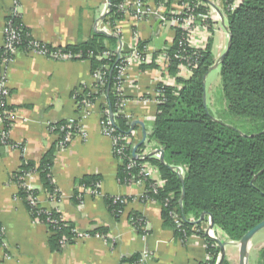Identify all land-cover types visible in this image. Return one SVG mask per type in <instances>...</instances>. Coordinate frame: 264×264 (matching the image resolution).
<instances>
[{
    "label": "trees",
    "instance_id": "16d2710c",
    "mask_svg": "<svg viewBox=\"0 0 264 264\" xmlns=\"http://www.w3.org/2000/svg\"><path fill=\"white\" fill-rule=\"evenodd\" d=\"M124 1H109L106 19L113 28L126 20L121 8ZM198 1L189 0L192 5ZM199 12H205V9L200 8ZM226 22L231 37L230 47L225 57L218 61L227 102L226 114L230 118L254 123V131L246 135L241 133L232 125H227L222 116L217 115L216 118L209 108L206 77L216 64L211 40L205 52L193 57L197 60L193 76L188 80L177 79V83L182 85L181 90L164 88L166 102L158 106L156 121L146 142L138 148L136 155L134 149L138 145L128 144L124 150V165L118 167L121 184L137 183L142 179L138 168L127 169L130 158L138 164L151 163L158 167L165 185L153 193L150 186L154 182L147 181L142 201L146 202L149 198L161 206L165 227L172 229L177 238L182 241L191 237L206 240L210 259L204 264H230L227 258L220 263L221 241L204 234L203 227L210 216L213 217L214 228L234 243H240L249 231L264 221V0H244L234 13L228 15ZM7 27L16 31L19 38L15 54H7L5 48L0 49V63L4 58L14 60L19 51H44L48 57L63 53L73 56L72 62H89L91 74H100L102 80L96 82L92 89L83 88L82 95L76 92L74 97L77 104L84 99L91 103L99 101L101 113H110L117 136L130 137L137 129L120 113L117 68L124 60L118 54L121 35L96 29L87 42L52 47L37 41L16 11L7 19ZM178 34L174 47L165 50L172 60L169 69L171 76L177 74L179 62L175 56L183 49ZM147 44L141 41L140 48ZM107 53L109 56L105 55ZM11 126L10 122H5V130H11ZM51 131L59 135L56 146L43 157L40 164L23 158L21 167L11 179L18 186L17 198L23 202L32 220H39L47 227L51 250L61 253L75 243L78 230L65 220L58 209L33 206L29 197H39L40 192L30 190L21 180L27 175L39 174L48 196L57 195L59 198L52 174L54 158L57 152L65 148L61 143L67 134L74 136L78 133V122L64 121L53 125ZM0 146L4 145L0 142ZM138 155H143L145 159L140 160ZM157 155H163V161ZM102 182V176H86L78 180L76 202L82 203L80 187L101 190ZM131 201L128 197L106 198L107 208L117 220ZM174 209L182 219L181 226L172 217ZM202 218V223H198ZM130 220L137 231L144 235L145 218L133 214ZM90 234L101 236L103 233ZM3 239L4 229L0 225V247ZM139 259L140 256L133 257L130 262L133 264ZM259 264H264V250Z\"/></svg>",
    "mask_w": 264,
    "mask_h": 264
},
{
    "label": "crops",
    "instance_id": "0c3cea01",
    "mask_svg": "<svg viewBox=\"0 0 264 264\" xmlns=\"http://www.w3.org/2000/svg\"><path fill=\"white\" fill-rule=\"evenodd\" d=\"M16 1L0 0V49L6 43L7 19L15 11L21 14L23 24L37 41L52 47L75 46L89 41L96 29L106 33L110 30L106 19L110 0H19L18 4ZM144 1L153 6L156 0ZM157 23L156 19L141 22L126 19L120 23L122 50H131L135 34L148 43L151 53L163 50L173 36L168 28L169 36L162 48L157 49L154 41L161 36L163 28L167 29ZM220 23L222 26H217L213 37L226 36L222 27L228 33L227 22L225 26ZM214 44L217 63L223 50L216 53ZM132 74L135 81L125 90L129 101L125 113L144 124V128L136 126L133 131L136 146L143 140L144 131L147 136L151 133L157 109L151 102L155 93L154 73L133 71ZM6 76L11 91L9 106L16 111V120L10 132L11 145L0 146V225L4 229L0 256L3 264H132L130 259L137 256L140 259L136 264H204L209 260L204 238L182 241L172 229L165 227L161 206L142 201L146 191L142 183L119 182L112 141L103 134L99 108L81 121V134L72 137L68 148L55 155L52 174L60 194L57 201L48 196L39 174L30 175L26 180L29 188L40 192L43 208L58 209L79 232L103 233L100 237L75 242L61 253L53 252L47 227L32 220L17 198L18 186L11 178L21 167L23 158L40 164L56 146L59 135L51 131L53 125L79 117L74 94L83 88H93L91 65L85 61H53L19 51L7 67ZM86 176L103 177L101 195L85 196L82 203H78L75 200L77 181ZM154 179L162 187L165 185L158 167ZM107 197L132 199L119 220L109 212ZM133 214L145 218L144 235L133 226L130 220ZM218 235L226 244L225 258L230 264L240 263V245L228 241L223 233ZM144 254L150 257L145 260Z\"/></svg>",
    "mask_w": 264,
    "mask_h": 264
},
{
    "label": "built area",
    "instance_id": "2783aa9c",
    "mask_svg": "<svg viewBox=\"0 0 264 264\" xmlns=\"http://www.w3.org/2000/svg\"><path fill=\"white\" fill-rule=\"evenodd\" d=\"M18 2L19 1L17 0L16 4H18ZM243 2L244 0H200L196 3V5H192L189 0H156L155 4L150 6L144 0H125L121 8L126 19H132L138 22L156 19L160 21V24H162L164 27H167L171 30L173 37L168 40L166 47L161 50V52H158L159 54L156 57L154 56L155 53L150 52V49L147 45L144 48H140L141 40L137 34H135V43L129 52H124L120 47L118 54L121 58H124L122 64H120L117 68L119 80L118 94L121 107L120 113L125 115L131 122L137 121L125 113V106L129 102L127 100V95L125 94V90L126 87L132 86V82L135 81L132 74L133 71L138 73L146 71L154 73L153 85L155 87V93L152 95L151 102L156 106V109L160 104L166 102L164 90L165 87L181 90L182 85L177 83V79L188 80L193 76L194 69L197 67V60H194L193 57L198 56L207 50L210 41L213 39L217 26H222L220 25V22H222L223 26H225L228 15L234 13ZM200 8L205 9V12H199ZM119 26L120 23H118L117 26L113 28L112 25L108 23V27L110 28L108 33H117L121 35ZM5 33L6 43L4 48L7 50L6 53L15 54V46L17 44L19 34L10 27L6 28ZM178 33L180 34V40L182 41L180 43V47L183 49L175 56L179 62V65L177 66V74L175 76H171L169 69L172 65V60L170 56L165 53V50L174 47ZM32 53L38 54L53 61L60 62H70L73 57L63 53H55L48 57L44 51H34ZM126 53H128L127 56L124 55ZM105 55L109 56L108 53ZM12 61L13 60L4 58V61L0 63V142L4 146L11 145V130H5V122H10L13 126V123L16 120V111L11 109L9 106L11 91L7 83L6 76V69ZM143 67H146V69ZM92 76L94 84L102 80L100 74H95ZM78 94L82 95L83 89L79 90ZM99 103V101L96 103H91L89 100L84 99L83 102L77 104V108L80 111L79 117L71 120L70 123L78 122V133L81 134V121L94 112L96 108H98ZM112 125L113 123L110 119V113L108 111L102 113V131L106 137L111 139L113 145V155L118 167H120L123 166L125 162V159L123 158L125 148L128 144L133 143L134 132H132L130 137L117 136L115 135V129ZM72 137V133L67 134L66 139L61 143L63 146L65 145L63 150L68 148L73 139ZM138 157H140L139 159L142 161L145 159L143 155H138ZM135 168L139 169V176L142 178L137 183H142L146 187V182L152 181L154 184L150 186L151 192L157 193V190L162 187L154 179V173L157 167L151 163L138 164L133 160V158H130L127 169L132 170ZM29 176L30 175H27L21 178L25 186H27L26 180ZM29 189L33 190L31 188ZM80 194L82 195L81 200L83 201L85 196H100L101 190L90 189L83 186L80 187ZM145 194L143 195V198L145 197ZM49 197L53 201H57V195H52ZM29 200L33 206H41L39 197L31 196L29 197ZM149 201L154 202L152 199L147 198L146 202ZM171 214L175 223L178 226H181L183 222L180 215L177 213V210L174 209ZM35 221L40 222L39 220ZM210 227L211 220L209 218L208 222L205 224V227H203L204 234L207 237L220 242L221 239L216 234H221V232L215 228L211 229ZM145 229L146 224L143 230ZM76 234L77 236L75 242H83L91 237L89 232L77 231ZM149 257V254H144L145 260H147ZM208 259H210V255H208ZM2 260L3 259L0 256V264H3Z\"/></svg>",
    "mask_w": 264,
    "mask_h": 264
},
{
    "label": "rangeland",
    "instance_id": "374dc122",
    "mask_svg": "<svg viewBox=\"0 0 264 264\" xmlns=\"http://www.w3.org/2000/svg\"><path fill=\"white\" fill-rule=\"evenodd\" d=\"M222 30L225 32L226 36L224 38H221V35L213 37L214 38L213 43H215L214 48L216 50V53H218V51L220 50H223V54H224L228 49L230 38H229L228 33H226L223 27H222ZM168 36H169V29L163 28L161 36L156 37L154 41V46H156L157 49H161L164 44V41L166 40ZM206 94H207V103L209 105V108L216 118H218V116H222L224 119V122L227 125H232L233 127L238 129L241 133L245 135L250 134L254 131L255 129L254 123L248 122L246 120H238V119L230 118L227 116L226 114L227 102L224 98L220 68L212 70L207 76ZM216 235L220 238V235L218 234ZM263 250H264V229L260 231L253 238L251 242V245L249 248L248 264H259L260 258H261V252ZM236 264H240V263L237 261Z\"/></svg>",
    "mask_w": 264,
    "mask_h": 264
},
{
    "label": "water",
    "instance_id": "95a60500",
    "mask_svg": "<svg viewBox=\"0 0 264 264\" xmlns=\"http://www.w3.org/2000/svg\"><path fill=\"white\" fill-rule=\"evenodd\" d=\"M159 24H160V21H158V23H157V26H159ZM229 38H230V40H229V42L231 41V37H230V35H229ZM229 47L230 46H228V49H227V51L223 54V56L222 57H225V55L228 53V51H229ZM221 57V58H222ZM219 62L218 63H216L215 65H214V67L212 68V70H215V69H217V68H219ZM211 70V71H212ZM206 79H207V77H206ZM206 99V98H205ZM133 127H135V126H142L143 128H144V124L142 123V122H140V121H134L133 122ZM133 131V130H132ZM131 131V132H132ZM144 136H143V140L141 141V143L138 145V146H136V148L134 149V155H136L137 153V150H138V148L141 146V145H143L145 142H146V140H147V133L144 131V134H143ZM160 159H161V161H163V155H160ZM203 219L204 218H202V220H200L198 223H202V221H203ZM210 220H211V229H213L214 227H215V225H214V220H213V217L212 216H210ZM264 229V221L262 222V223H260L259 225H257L255 228H253L251 231H249L244 237H243V239L241 240V242L239 243V245H240V264H248V257H249V248H250V245H251V242H252V240H253V238L260 232V231H262ZM220 244H221V250H222V258H221V262L220 263H222V261L224 260V258H225V247H226V244H224V243H221L220 242Z\"/></svg>",
    "mask_w": 264,
    "mask_h": 264
}]
</instances>
